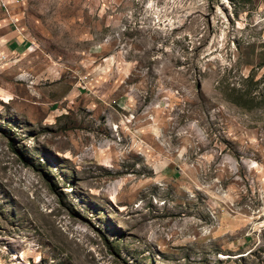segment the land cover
<instances>
[{
  "label": "rangeland",
  "instance_id": "obj_1",
  "mask_svg": "<svg viewBox=\"0 0 264 264\" xmlns=\"http://www.w3.org/2000/svg\"><path fill=\"white\" fill-rule=\"evenodd\" d=\"M0 264H264V0H0Z\"/></svg>",
  "mask_w": 264,
  "mask_h": 264
}]
</instances>
